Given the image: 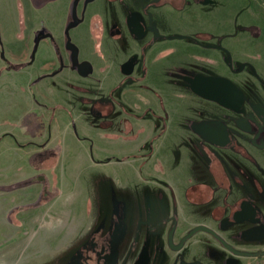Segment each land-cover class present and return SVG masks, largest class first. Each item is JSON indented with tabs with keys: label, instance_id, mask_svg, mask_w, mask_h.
Segmentation results:
<instances>
[{
	"label": "crops",
	"instance_id": "0c3cea01",
	"mask_svg": "<svg viewBox=\"0 0 264 264\" xmlns=\"http://www.w3.org/2000/svg\"><path fill=\"white\" fill-rule=\"evenodd\" d=\"M45 1L49 0H0L3 36L0 50H5L8 59L3 62L5 56L0 52V70L4 71L0 77V117L20 109L8 120L9 126L0 131V142L9 139L15 145L17 158L28 161L32 176L37 172L34 157L44 153L51 138L60 131L78 143L92 132L101 131L102 139L108 143L118 140V132L122 130L126 131L129 142L136 141L138 135L142 141L154 144L153 153L143 160L186 161L202 168L197 185L191 184L192 181L190 184L175 182L173 187L191 205L208 207L216 199L220 215L224 216L218 220H227L226 210L232 208L228 206L231 194L225 197V206L222 197L225 201L223 195L227 191L220 187L218 176L225 172L227 179L236 177L241 185L249 183L252 171L249 167H239L236 160L254 163L257 141L264 140V104H254L256 92L245 90L243 85L247 81L252 85L256 81V88L264 85L259 72L264 74L262 1L254 0L257 9L252 10L243 6L242 0H133L131 3L130 0H92L84 9L82 5L75 18L71 16L74 0H53L36 8ZM212 1L221 9L211 15L208 4ZM160 13L171 19L174 32L169 33L162 27ZM73 20H77L76 24L70 25ZM216 38L221 39L219 44L210 43ZM166 50H172L175 61H165L171 58V54L164 55ZM188 50L196 52L197 59L189 58ZM235 62L239 63L238 68ZM12 64L23 67L7 68ZM213 82H218L222 100L202 91L215 86ZM162 96L166 106L161 104ZM116 100L122 106L119 112H116ZM249 100L255 111L246 106ZM208 110L220 117L208 118ZM163 115L170 121L165 128L157 124ZM207 122L226 125L236 146L229 148L208 142L207 138L223 141L226 136L204 125ZM78 130L85 132L86 137ZM176 146L180 148L179 159L168 149ZM260 146L264 148V143ZM89 153L91 162L99 165L93 149ZM52 157L43 161L56 160L58 165L62 153L57 155L58 159L54 154ZM229 162H236L235 167L229 169L225 165ZM233 171L240 172L239 177ZM29 174L24 170L20 175L15 174L13 181L0 184V190L3 186L18 184ZM241 185L226 181L230 193L239 192V199L243 195ZM181 188L185 190L180 191ZM192 192L199 195V201L189 199ZM57 199L37 208L25 201L0 205V264H70L80 244L84 247L89 240L93 241L102 226L97 222L74 226L71 220L78 221L82 214L69 211L67 207L71 206L57 203ZM177 206L185 210L181 203ZM161 207L158 206L154 215H148L139 206L130 207L121 216L127 223V234L116 264H125L129 255L134 256L131 259L134 264L139 254L132 255V248L137 243L141 252L147 234L155 235L150 231L154 223L160 229L169 230L163 231L172 243V250L179 242H185L188 235L186 231L180 233L182 226L191 229L205 226L228 242L242 241L240 234L254 227L253 223L241 222L242 219L230 230H222L215 217L212 224L206 220L191 221L184 212L179 218L173 211L175 206L167 208L169 214L164 218ZM184 220L189 225H183ZM110 224L103 228L102 235L108 236ZM67 228L75 229L67 235ZM197 233L188 235L186 241ZM207 238L213 249L226 251L212 235L207 233ZM154 241L152 237L150 243L153 245ZM57 242L58 246L52 247ZM89 253L84 251L80 259ZM158 264L165 261L162 259ZM172 264H178L177 257Z\"/></svg>",
	"mask_w": 264,
	"mask_h": 264
},
{
	"label": "rangeland",
	"instance_id": "374dc122",
	"mask_svg": "<svg viewBox=\"0 0 264 264\" xmlns=\"http://www.w3.org/2000/svg\"><path fill=\"white\" fill-rule=\"evenodd\" d=\"M81 1L82 0H74L73 2V7L71 9V16L73 18H75L76 13L81 10L82 5L84 9V5L92 0H85L84 3ZM132 1L133 0H130V3ZM241 3L243 6L249 7L252 10L257 9L254 6V0H242ZM137 4L139 3L137 2ZM208 5H211V7L208 9L211 15L212 13L216 14L219 8L221 9L219 4L214 1H212V4L210 3ZM263 6L261 7L263 8L262 10H264ZM258 10L255 11L259 13ZM158 17L159 21L163 25L162 27L164 29H168L166 30L167 32L169 31L170 33L175 31L174 26L170 24L171 19L167 18L164 13H160ZM73 21L74 22L70 23V25L76 24L77 20ZM179 25H181V17L179 20ZM59 27L61 28V25H59ZM214 27H216V25ZM2 37L3 36L0 34V48H2ZM220 41V38H216V40L210 43L219 44ZM262 41H264V36ZM172 50H166L164 55H170ZM0 52L5 56L2 61H8L5 50L1 49ZM195 54L196 52L188 50L187 56L191 59H195L197 57ZM165 61L172 62L175 61V59H173V55L171 54V58L168 57V60ZM10 67L13 69L15 68L13 64L10 65ZM10 67L7 66V68ZM235 67H239L238 62H235ZM0 72L1 77L4 71L0 70ZM259 72L260 77H262L264 80V74L261 71ZM221 83L222 82H220L219 85L224 87V85ZM213 84H215V86L209 89H202V91L212 98L222 100V93H219L217 88L218 82H213ZM243 85L245 90H252V93L256 92L257 97L254 99V104H264V85H261L260 87L258 85L256 88V81H254V85H252V83L249 81ZM116 97L117 95H115V98ZM116 103H118L117 100L114 104ZM161 104L162 106H166L163 96ZM252 104L253 103L249 100L246 106L248 105L250 109L254 110V108H252ZM116 109V112H119V109H122V106L116 104ZM19 111V108H15L13 111L7 112L5 115L0 117V131L9 126L7 125L9 122L8 120L17 115ZM227 112L229 113V111ZM206 114L208 115V118L220 117V115L213 114L209 110L206 111ZM51 117L53 120V115H51ZM123 120L124 119L121 121ZM168 122L170 121L167 119L165 120V115H163V119L158 121L157 124L163 125L165 128V124ZM73 128L75 131V128L77 127L74 125L72 126V129ZM231 129L233 131L235 130L233 126H231ZM78 132L85 136V132H80L79 130ZM101 133L102 132L100 131L98 133L92 132L91 134H87L88 136H85L86 140H82L81 143H78V141H75V139H71L70 136L67 135L66 137L63 131L58 132L51 138L52 140L49 142L44 153L42 151L41 155L34 157V160L36 161L37 172H34L32 176L28 171V161L24 158H17V154L14 151L15 145L12 146L9 139H4L0 142V184L13 181L12 179L14 178L15 174L20 175L21 171L23 170L25 171L26 175L27 173L29 174V176L20 180L19 182L21 183L28 181L29 185L19 187V189L17 188L13 191L0 190V205L25 201V203H32V205H35V208H37L43 204L46 205L53 203L59 197L56 201L57 203H66V205L71 206L67 207L69 211L82 214V217L78 221L71 220L70 223H74V226H81L83 223L84 225H88L92 222H97L102 226L99 232L95 233L93 238L91 237L93 241L89 240L84 245V247H82V243L80 244L81 247L76 253L73 254V257H71L69 252L67 253L68 256L70 255L71 257V262L69 261L70 264H78L80 261H83V264H116L118 261L119 248L127 234V223L121 218V216H124V213L129 210L130 207L139 206L144 208L148 215H154L155 210L161 205L162 216L165 218L169 214L167 208L175 206L173 211L179 216V218L182 215V212H184L191 221L206 220L209 222V224H212V221H214L215 217L217 218L216 221L220 222V228L222 230H230L233 225L239 223V216H241L242 213L238 212L235 214L234 212H237V209L235 210V208L232 210L234 212H231V209L226 210L228 213V221H226V219L221 221L218 220L222 219L224 216L221 217L220 215L221 212L218 209V204L215 201L216 199L210 201L208 207H202L191 205L188 202H185L182 192H180L182 195L177 194L173 187V183L179 182L180 184H190V181H192L191 184L197 185L196 181L198 176L201 174L200 169L202 168H198V166L194 163L186 161L182 162L176 160L175 162H162L161 160L155 159L148 161L143 160L146 159L147 154L153 153L154 144L142 141L141 137H138V135H136V141L129 142L125 137L126 131L123 132V130L122 132H118L120 135L118 140L110 141L108 143V141L102 139ZM130 135L133 136L134 134L132 133ZM263 143L260 140L257 141L258 148H254V153H258L259 155H254V163H250L246 159L241 161L236 160L239 167H241V165L245 168L249 167V170L252 171L250 177L251 181L241 185V183L238 181V178L236 177L233 179H227L229 182L236 184L239 183L241 185V193L243 194L242 198L239 199L240 195L238 191L234 194L230 193V187L226 188L227 192H225L226 194L224 193L225 195H223L225 201L223 200V197H221L222 202L226 206L227 199L225 197H228V195L231 194V201H228V206L230 207L233 205L239 206V204L243 203V199H245L244 203L247 202L255 205L256 211L259 210L261 217L264 219V148L263 146H260V144ZM183 145L186 147L188 146L187 143H183ZM91 149H93V156L98 161L99 165H95L93 162H91L90 158L92 157V154L89 153ZM168 149H170L171 153L176 159L180 158L181 154L180 148L178 146ZM60 152L62 153V159L58 165L56 160H54L53 163L43 161L45 159L52 160V155L54 154L57 157ZM258 157H260V160ZM103 161H109V163L107 164ZM225 165L231 169L232 167H235L236 162H229ZM49 169H51V171H49ZM232 174L239 177L240 172L236 174L235 171H233ZM183 190L185 189L181 188L180 191ZM60 191L61 195L58 196ZM195 192H192L191 195H189V199L191 201L194 200V202L199 201L200 198L197 193L195 194ZM216 195H218L217 189L214 188L213 196L216 197ZM220 201L221 200H218V202ZM180 203L184 206L185 210L183 208H178L177 205H180ZM217 209L219 212H217ZM226 211H223V213L225 214ZM112 218H114V220L110 224L109 222ZM184 221L182 222V224L184 223L183 225H189L187 220ZM244 221L252 224V222L247 220H243L241 222ZM113 223L115 224V234L114 241L112 242V238L109 236L111 235ZM109 224L110 227L108 236L102 235L103 228L109 226ZM68 225L70 224L68 223ZM152 225L153 228L150 231H154L155 235H153V233L147 234L148 236H146V240L144 241L143 247L141 248V252H139V246L137 243L132 248V255L139 254L134 264H158V262L162 259L165 261V264H172L174 257H177L178 264L182 260L185 262V264H225V259L222 260V258L232 257L229 253V250L228 252H226L227 250L219 251L217 249H213L212 246H209V243L207 242V233L203 231L198 232L193 236L194 238L189 239L188 241L182 242L181 244L179 242L180 245L178 244L174 250H172V243L169 242L168 237L164 235L165 232H168L169 230H166L165 228L160 229L155 225V223ZM240 228L242 227H238V229ZM74 229L67 228V235H69L70 230ZM194 229L195 228L191 229L189 226H182L180 233H184V231H186L185 233L190 235ZM163 230L166 231L164 232ZM250 233H252V231L247 232L246 235L249 236ZM255 235L256 234H254V236ZM150 236L155 239L153 245L150 243V239L152 238ZM240 238L242 241L233 240V242H228L223 238V240L230 246L233 245L234 247H237L240 243L241 246H244L242 248L243 250L254 252V256L252 258L245 257L239 261L238 264H264V241H255L254 239V244H252L249 240H244L242 236ZM246 239L249 238L246 237ZM195 240H197V242ZM216 242L220 243L217 240ZM58 243L59 242L52 244V247L58 246ZM67 244H70L69 239L67 240ZM82 250L86 252L89 251L90 253L87 254L86 258L74 259L79 253H81ZM261 255L262 257L257 258ZM133 257L129 255V258L126 259L125 264H129ZM169 257L170 259H168ZM106 258H109L110 262H108ZM130 264H133L132 260Z\"/></svg>",
	"mask_w": 264,
	"mask_h": 264
},
{
	"label": "flooded vegetation",
	"instance_id": "af4514ba",
	"mask_svg": "<svg viewBox=\"0 0 264 264\" xmlns=\"http://www.w3.org/2000/svg\"><path fill=\"white\" fill-rule=\"evenodd\" d=\"M229 131V130H228ZM230 132V131H229ZM230 135H231V137L234 139V137H233V135L231 134V132H230ZM223 139H224V137H223ZM220 141L219 139H212V138H207V141L208 142H212V141ZM235 141V140H234ZM236 143V142H235ZM230 148V147H229ZM231 148H234V147H231ZM219 173V172H218ZM217 173V174H218ZM219 179H218V182H219V185H220V187H222V188H227L226 187V181H228L227 180V177H226V174H225V172H220V174H219ZM217 177V178H218ZM48 195V194H47ZM244 201L245 200H243L242 202L243 203H241V204H239V206H232V208H231V212H234V211H232V210H234V208H235V210L237 209V212H234L235 214L236 213H238V212H241L242 214H241V216H239V219L241 220V219H244V220H247V221H250V222H252L253 224H254V227H250V228H248L247 230H245L244 232H242V233H245V232H248V231H250V230H253L254 229V233H252V234H249V236L250 235H253L254 236V234H256L255 236H257L258 234H259V230H260V226L261 225H264V219L261 217V215H260V213H259V210H257L256 211V207H255V205H253V204H251V203H247V202H245L244 203ZM237 207H239V208H237ZM261 218V219H260ZM236 220V219H235ZM226 221H228V219L226 220ZM234 221V220H233ZM258 228H259V230H258ZM196 229V228H195ZM194 229V230H195ZM193 230V231H194ZM255 230H257V231H255ZM192 233V232H191ZM209 234V233H208ZM190 235H192V234H190ZM189 235V236H190ZM211 235V234H210ZM214 237V236H213ZM220 238H222L221 236H219ZM240 237H241V234H240ZM186 238V237H185ZM184 238V239H185ZM215 238V237H214ZM243 238V237H242ZM216 239V238H215ZM217 240V239H216ZM222 240H223V238H222ZM244 240H246V241H254V240H251V239H246V238H244ZM186 241V240H185ZM218 242H220L219 240H217ZM255 241H258V240H255ZM259 241H264V239H261V240H259ZM257 243V242H256ZM221 246H223L222 245V243L220 242L219 243ZM230 246V245H229ZM233 246V245H232ZM231 246V247H232ZM239 246V247H238ZM238 246L237 247H232L233 248V250H229V249H227L225 246H223L224 247V249H226L227 250V252H228V250H229V253H230V255L232 256V257H229V258H222V260L223 259H225V264H238L239 263V261H241L242 259H244L245 257H247V258H251V257H253L254 256V252H248V251H245V250H243L242 248H243V246H241L240 245V243L238 244ZM242 253H249V254H251V256H244V255H241ZM183 261V260H182ZM182 261H180L179 262V264H181V262ZM184 262V261H183Z\"/></svg>",
	"mask_w": 264,
	"mask_h": 264
},
{
	"label": "trees",
	"instance_id": "16d2710c",
	"mask_svg": "<svg viewBox=\"0 0 264 264\" xmlns=\"http://www.w3.org/2000/svg\"><path fill=\"white\" fill-rule=\"evenodd\" d=\"M49 1H53V0H49ZM49 1H45L43 4H41V5H38V6H36V8H41V7H43L44 5H46ZM75 56H77V54L75 53L74 54V57ZM76 58V57H75ZM10 67V66H9ZM16 67V69H20V68H22L23 66L22 65H19V66H15ZM1 73V72H0ZM204 125H207V126H209V127H211L212 129H215V130H220L222 133H223V135H225L226 136V139L225 140H223V141H212L211 143H213V144H216V145H219V146H222V147H235L236 146V143H235V141H234V139L231 137V135H230V132L228 131V129H227V126L226 125H224V124H222L221 122H207V123H205ZM27 185H29V182L27 181V182H21V183H18V184H15V185H13V186H3V187H1V189L2 190H14V189H17V188H19V187H24V186H27ZM33 207H35V205H32ZM261 219V218H260ZM114 226V227H113ZM259 228H260V230H259ZM258 228V230H259V236L257 235V236H253V235H250V236H247L246 235V233L247 232H245V233H243V234H241V236L243 237V238H249V239H251V240H261V239H264V225H261L260 227ZM114 231H115V224L113 223L112 224V230H111V235L109 236L110 238H112L111 239V241L113 242L114 241ZM250 231H252V233H254V229L253 230H250ZM250 231H248V232H250ZM255 231H257V230H255ZM252 233H250V234H252ZM189 238V236H187L185 239H184V241L185 240H187ZM91 243V242H90ZM91 245H92V243H91ZM83 250L81 251V253H79L74 259H76V258H80V257H82V255H83ZM241 255H244V256H251V254H249V253H242ZM144 260H146V259H144ZM144 262H146V261H144ZM141 263H143V262H141ZM181 264H185V262H181Z\"/></svg>",
	"mask_w": 264,
	"mask_h": 264
},
{
	"label": "water",
	"instance_id": "95a60500",
	"mask_svg": "<svg viewBox=\"0 0 264 264\" xmlns=\"http://www.w3.org/2000/svg\"><path fill=\"white\" fill-rule=\"evenodd\" d=\"M263 5H264V0H261ZM200 231H203V232H206V233H209L211 234L212 236H214L217 240H219L223 246H225L227 249L229 250H233V248L231 246H229L224 240H222V238H220L214 231H212L211 229L205 227V226H200L198 227L197 229H195L193 232H192V235L197 233V232H200Z\"/></svg>",
	"mask_w": 264,
	"mask_h": 264
}]
</instances>
